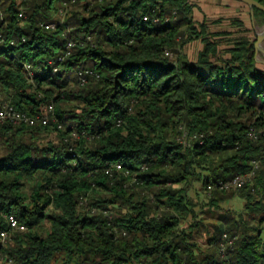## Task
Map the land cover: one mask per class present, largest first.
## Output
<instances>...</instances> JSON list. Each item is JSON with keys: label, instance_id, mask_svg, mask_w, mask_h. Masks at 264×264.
I'll return each instance as SVG.
<instances>
[{"label": "trees", "instance_id": "trees-1", "mask_svg": "<svg viewBox=\"0 0 264 264\" xmlns=\"http://www.w3.org/2000/svg\"><path fill=\"white\" fill-rule=\"evenodd\" d=\"M60 1L32 0L24 26L11 8L7 35L27 42L0 53L5 97L32 114L59 103L57 117L68 122L65 132L0 125V210L27 227L5 252L15 264H264V137L249 136L264 129V67L250 30H199L190 0H78L77 46L59 63L65 28L40 23ZM216 36L236 38L221 52ZM181 38L182 46L202 40L196 62L165 57ZM86 71L96 76L83 82ZM77 101L81 112L62 107ZM73 130L82 137L74 144ZM49 131L63 133L59 144L38 141ZM253 172L242 188L213 189L208 205L240 198L255 223L228 218L225 234L208 231L203 248L193 239L202 219L190 188Z\"/></svg>", "mask_w": 264, "mask_h": 264}, {"label": "rangeland", "instance_id": "rangeland-1", "mask_svg": "<svg viewBox=\"0 0 264 264\" xmlns=\"http://www.w3.org/2000/svg\"><path fill=\"white\" fill-rule=\"evenodd\" d=\"M191 4L194 5V10L192 14V18L194 22L197 24L198 29L200 30L199 25L202 23H207L208 25V33L215 34L217 33H234L237 29L238 26H244L245 22H242V18H246V24L248 27L251 29V33H249V38L255 42H257V37L258 34H260L264 30V16L262 15H256L254 18L250 17L248 18V13H249V6L245 4H241V2H236L232 0H190ZM82 6V5H80ZM81 8L79 5H76L70 9V16L69 19L72 25V18L73 15H75L77 12H80ZM178 14V13H177ZM176 14V15H177ZM51 17H54V14H51ZM56 17H54V20ZM72 28V26H71ZM74 29V28H73ZM183 31H185V28H183ZM229 36V35H228ZM228 36H216L213 37L212 39L216 42H218L219 45V50L221 52H225L229 49V47L234 44L235 41V36H232V38ZM186 38V36L184 37ZM184 38H181L179 40L178 46L173 49V51H168L170 53L169 56L165 54V57L169 58L171 61H176L178 58L186 56L188 57L191 61H197L199 53L203 51L204 49V44L201 39L199 40H194L186 45L182 46V43L184 41ZM264 46V45H263ZM224 57H229L228 54H223ZM259 60H264V55L259 54L257 56ZM261 64V63H260ZM262 67H264V64H261ZM76 73H72L71 77H76ZM81 86H84L82 84ZM60 104L58 103L56 105V109L58 111V106ZM46 106V105H44ZM43 106V108H44ZM80 105L77 102H71L69 105H63L62 107L64 108H73L77 110V112H81V110L78 108ZM65 124L68 125V122L65 121ZM72 128V127H71ZM65 130H66V125H65ZM65 130H62V132H65ZM264 130V129H263ZM181 134V142L183 143H188V135L186 132V129L184 127H181L179 130ZM260 131V130H259ZM76 131H72L69 136H71V143H75L76 141H81L82 137L79 136H73ZM62 134L56 131H49L48 133L46 132L39 138V142L41 143H47L48 141L53 142L55 144H59V142L62 139ZM66 138L64 139L65 143L69 142L68 136H65ZM87 142L90 143V145H93L94 139L93 138H87ZM254 176V175H253ZM248 177L246 178V183H249L252 181V178ZM177 186V185H176ZM175 186V187H176ZM179 187V186H177ZM32 187L28 186L26 188L27 192L29 193ZM213 190H208L205 191L204 188L202 187V184L199 182H195L193 187L190 188V199L191 201L195 204L198 205L197 211L199 218L201 220L200 225V230L197 233H194L193 239H197L200 245H202L203 248L206 249V243H207V233L208 231L210 233H223L225 234L226 230V222L228 218L231 219H237L240 221V217L243 216L246 220L250 221L251 223H255V220L251 218L250 214L247 213L245 209L246 201L242 200L240 198H232L229 201L225 202L222 205L221 209L218 208H211L208 203L209 199L212 196ZM211 194V195H210ZM83 207L88 206V202L84 201L82 203ZM56 208L50 207V211L55 210ZM263 213H257L256 217L262 216ZM188 223L190 225H193L195 223V219L192 217L188 218ZM45 230L42 231V234H46L50 227L51 224L46 222L45 223ZM187 226H183L185 228ZM227 239V238H224ZM225 244V243H224ZM12 245V242L7 246V248ZM227 250V245L225 244V250L221 253L222 255L226 254Z\"/></svg>", "mask_w": 264, "mask_h": 264}, {"label": "built area", "instance_id": "built-area-1", "mask_svg": "<svg viewBox=\"0 0 264 264\" xmlns=\"http://www.w3.org/2000/svg\"><path fill=\"white\" fill-rule=\"evenodd\" d=\"M32 0H0V53H2L7 48L11 47H19L21 43H26L27 38L22 36L18 38L17 36L9 37L7 35L9 26L11 24V8H14L16 18L22 22L24 26L27 22L28 11L30 10V2ZM46 1V0H41ZM78 0H61L58 8L54 14V17L51 15L47 16L44 19L40 26L47 31L53 30L56 27H64V37L67 39V44L64 52L58 57L59 63H64L73 53L74 49H76L77 42L71 35L74 32V29L68 26V19L70 16V9L76 6ZM177 12H174L176 15ZM145 21H148V18H145ZM158 21V20H156ZM87 41H91V37L87 38ZM166 55L169 56L170 53L166 52ZM23 68L27 73L29 80L31 83L35 82L33 67L30 63H23ZM57 71V68H55ZM79 77L85 81V77L96 76L93 72H81L78 74ZM12 124L15 126H30V127H42V128H56L59 131L65 130V122L58 119L56 114V107L54 103H49L44 106L42 110L37 114H32L29 112H24L18 110L12 102V99L9 100L2 93L0 88V125L3 124ZM79 136L78 133H74L73 135ZM249 136L253 139H257L258 137H264V130L255 131L251 129L249 132ZM118 169L121 167L118 165ZM109 173V171H107ZM254 175V172L249 176H237L230 182H219L215 185L210 184L208 189L213 190L215 188H219L221 190H229L233 186L234 188H242L246 183V178ZM5 225V226H3ZM27 231L26 225L22 224L18 217H16L12 213L3 212L0 210V263L1 264H15V260L5 252L7 246L13 241L14 235L19 232L23 233ZM221 250H225V246L222 245Z\"/></svg>", "mask_w": 264, "mask_h": 264}, {"label": "water", "instance_id": "water-1", "mask_svg": "<svg viewBox=\"0 0 264 264\" xmlns=\"http://www.w3.org/2000/svg\"><path fill=\"white\" fill-rule=\"evenodd\" d=\"M234 1H238L241 3H244L246 5H248L252 11V13L255 12V9H258L262 12H264V5H262L260 2L256 1V0H234ZM264 30L258 34L257 37V42L255 44L256 47V51H257V56H259V54H263L264 55ZM258 63L264 64V60H259L257 58Z\"/></svg>", "mask_w": 264, "mask_h": 264}, {"label": "crops", "instance_id": "crops-1", "mask_svg": "<svg viewBox=\"0 0 264 264\" xmlns=\"http://www.w3.org/2000/svg\"><path fill=\"white\" fill-rule=\"evenodd\" d=\"M232 1H234V0H232ZM236 2H238V1H236ZM241 4H244V3H241ZM246 5V4H245ZM248 6V5H247ZM250 8V7H249ZM250 17V19L251 18H254L253 17V13H252V11H251V9L249 10V13H248V18ZM252 20V19H251ZM242 22L244 23L245 22V24H244V26H238V29L234 32V33H239L240 31H242V30H244V29H248V30H250V32L249 33H251V29H250V27H248V25L246 24V18H242ZM249 35V34H248ZM250 37V36H249ZM232 38V37H231Z\"/></svg>", "mask_w": 264, "mask_h": 264}]
</instances>
